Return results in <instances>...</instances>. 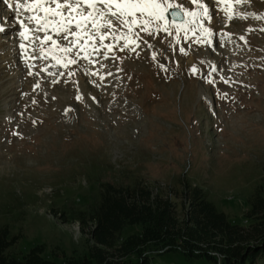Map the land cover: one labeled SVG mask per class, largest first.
I'll return each instance as SVG.
<instances>
[{"label":"rangeland","instance_id":"1","mask_svg":"<svg viewBox=\"0 0 264 264\" xmlns=\"http://www.w3.org/2000/svg\"><path fill=\"white\" fill-rule=\"evenodd\" d=\"M200 2L212 16L203 23L210 36L184 11L196 5L170 0L185 24L165 18L151 35L135 28L128 47L97 40L111 50L88 59L74 47L67 55L77 63L64 67L51 42L38 56V45L21 41L19 21L29 13L0 0V229L20 236L10 250L17 259L40 245L58 264L88 255L93 224L83 221L99 204L98 181L150 183L170 194L186 176L230 220L248 225L247 201L264 179V19L252 16H264V0ZM141 229L127 227L122 238ZM153 262L211 264L179 253Z\"/></svg>","mask_w":264,"mask_h":264},{"label":"trees","instance_id":"2","mask_svg":"<svg viewBox=\"0 0 264 264\" xmlns=\"http://www.w3.org/2000/svg\"><path fill=\"white\" fill-rule=\"evenodd\" d=\"M179 181L182 188L170 194L150 183L98 181L99 204L88 222L82 220L84 227L93 224L88 255L65 258V264H154L167 253L189 263L264 264V179L247 201V226L219 211L186 176ZM131 226L142 229L123 239ZM19 237L11 239L8 226L0 229V264H58L44 257L41 245L17 259L10 250Z\"/></svg>","mask_w":264,"mask_h":264},{"label":"snow or ice","instance_id":"3","mask_svg":"<svg viewBox=\"0 0 264 264\" xmlns=\"http://www.w3.org/2000/svg\"><path fill=\"white\" fill-rule=\"evenodd\" d=\"M236 2L243 3L246 0H236ZM189 3L198 8V11L184 9L192 18L190 23L195 24L200 31L210 36L211 31L203 27V23L212 19L208 5L201 3L200 0H189ZM8 7L11 8L12 4ZM21 7L29 13L26 17L27 22L19 21L23 29L19 32L21 41L38 45V56L45 53L44 45L51 42L52 45L57 46L59 52L64 54L67 62L63 66L67 67L69 64L77 63L76 59L68 58L67 55L74 47L77 49L75 55L79 56L83 53L81 57L83 59L97 54L99 47L111 50L110 44L101 43L98 47L97 40L102 42L111 37L123 40L124 47H128L129 42L135 43L133 40V37L137 35L135 28L148 31L151 35V25H155V31H159V22L165 19L168 10L181 6L170 3V0H24L23 5L17 0V9ZM226 15L229 19L247 18L240 13L233 16L226 12ZM252 16L264 19V16L256 17L255 13H252ZM119 27H125L128 31L119 35L117 33ZM3 31L4 28L0 27V32ZM52 33H55L60 40L66 41V44L59 46L53 39ZM241 39L243 40L244 37L241 36ZM20 48L25 50L27 55V45L22 42ZM33 51L37 49L33 48ZM52 58L58 59L56 56Z\"/></svg>","mask_w":264,"mask_h":264},{"label":"water","instance_id":"4","mask_svg":"<svg viewBox=\"0 0 264 264\" xmlns=\"http://www.w3.org/2000/svg\"><path fill=\"white\" fill-rule=\"evenodd\" d=\"M166 17L168 20L173 22L181 23L184 21L183 13L179 9L170 10Z\"/></svg>","mask_w":264,"mask_h":264},{"label":"bare ground","instance_id":"5","mask_svg":"<svg viewBox=\"0 0 264 264\" xmlns=\"http://www.w3.org/2000/svg\"><path fill=\"white\" fill-rule=\"evenodd\" d=\"M17 19V18H16Z\"/></svg>","mask_w":264,"mask_h":264}]
</instances>
